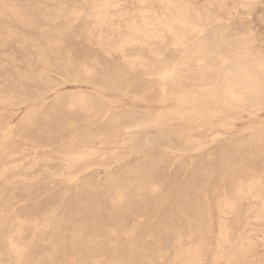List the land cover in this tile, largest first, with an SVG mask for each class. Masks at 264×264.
Returning a JSON list of instances; mask_svg holds the SVG:
<instances>
[{
  "label": "rangeland",
  "instance_id": "obj_1",
  "mask_svg": "<svg viewBox=\"0 0 264 264\" xmlns=\"http://www.w3.org/2000/svg\"><path fill=\"white\" fill-rule=\"evenodd\" d=\"M150 165L159 191L112 215L106 188ZM223 165L232 191L249 169L264 178V0H0V244L23 249L0 264H194L197 242L176 243L158 207L196 183L222 197L208 170ZM217 224L199 264L216 262ZM245 237L264 264V228Z\"/></svg>",
  "mask_w": 264,
  "mask_h": 264
},
{
  "label": "bare ground",
  "instance_id": "obj_2",
  "mask_svg": "<svg viewBox=\"0 0 264 264\" xmlns=\"http://www.w3.org/2000/svg\"><path fill=\"white\" fill-rule=\"evenodd\" d=\"M144 12V11H142ZM141 12V13H142ZM137 13V12H136ZM139 14V13H138ZM144 15V13H142ZM149 15V14H148ZM140 16V14H139ZM123 17V16H122ZM13 19V18H12ZM104 19V18H103ZM121 19V18H120ZM134 19V18H133ZM140 19L139 21H141ZM144 20V19H143ZM143 20L141 22H143ZM106 22V21H105ZM145 23V22H144ZM127 24V23H126ZM129 24V23H128ZM112 26V25H111ZM115 28V27H112ZM150 28V27H149ZM118 29V28H117ZM130 32H131V38L127 41H131L136 38L137 33H139V27L138 24L134 21H130L129 26ZM128 32V31H127ZM142 35V34H141ZM147 35V34H146ZM107 37V36H106ZM138 37V36H137ZM147 39L148 36H146ZM109 38V37H108ZM123 38V37H122ZM145 38V37H144ZM111 39V38H110ZM128 39V38H127ZM151 39V38H150ZM120 41V40H119ZM125 41V40H124ZM149 41V40H148ZM126 43V42H125ZM129 45V44H127ZM139 45V44H138ZM121 46V45H120ZM119 46V47H120ZM147 46V45H146ZM101 47V46H100ZM123 47V46H122ZM124 48V47H123ZM119 49V48H118ZM125 50V49H124ZM123 51V50H122ZM119 52V51H118ZM193 53V52H192ZM41 54V53H40ZM123 54V53H121ZM158 56V55H157ZM160 57V56H159ZM158 58V57H157ZM43 60V59H42ZM41 60V61H42ZM139 60V59H138ZM131 61V60H130ZM133 61V60H132ZM260 61V60H259ZM143 62V61H142ZM140 63V62H139ZM161 64V63H160ZM259 65V64H258ZM133 66V65H132ZM141 66V65H140ZM161 66V65H159ZM131 67V63H130ZM157 67V66H156ZM73 68V67H72ZM134 69V68H133ZM144 69V68H143ZM132 70V69H131ZM261 70V68H260ZM133 71V70H132ZM145 71V70H143ZM161 71V70H160ZM247 71V70H246ZM131 72V71H130ZM259 72V71H258ZM74 73V72H73ZM208 73V72H207ZM261 73V72H260ZM75 76V75H74ZM248 76V75H247ZM89 78V77H88ZM126 78V77H125ZM261 78V77H260ZM117 81V79H116ZM115 82V81H114ZM130 84L131 81H129ZM137 82V81H136ZM244 83V82H243ZM112 85V83H110ZM116 84V83H115ZM113 86V85H112ZM126 86V85H125ZM128 86V85H127ZM109 87V86H108ZM131 87V86H130ZM142 87V86H141ZM110 88V87H109ZM120 88V87H119ZM140 88V87H139ZM144 88V87H142ZM113 89V88H112ZM117 89V87H116ZM130 88H128L129 90ZM138 89V87H137ZM214 89V88H213ZM125 90V88H124ZM123 90V91H124ZM142 90V89H140ZM193 90V89H192ZM120 91V90H119ZM133 91V90H130ZM249 91V90H248ZM122 92V91H121ZM136 92V91H135ZM139 93V92H137ZM217 93V92H216ZM254 95V94H253ZM57 98V97H56ZM77 98V97H76ZM72 99V98H71ZM80 99V98H79ZM208 99V98H206ZM232 99V98H231ZM57 100V99H56ZM59 100V99H58ZM74 100V99H73ZM69 101V100H68ZM93 101V100H92ZM71 102V101H70ZM202 102V101H201ZM69 103V102H68ZM85 103V102H84ZM89 103V102H88ZM186 103V102H185ZM189 103V102H188ZM75 104V103H74ZM79 104V103H78ZM77 104V105H78ZM81 104V103H80ZM191 104V103H190ZM194 104V103H193ZM212 104V103H211ZM217 104V103H216ZM67 105V104H66ZM93 108H96V104ZM73 106V105H72ZM184 106V105H183ZM186 106V105H185ZM184 106V107H185ZM243 106V105H242ZM80 107V106H79ZM187 107V106H186ZM194 107V106H193ZM81 108V107H80ZM79 108V109H80ZM85 109V107H83ZM189 108V107H187ZM92 109V108H91ZM97 109V108H96ZM55 110V109H54ZM81 110V109H80ZM100 110V109H99ZM103 110V109H101ZM87 111V110H86ZM90 112V110H88ZM92 112V110H91ZM99 112V111H98ZM102 113V112H101ZM132 113V112H131ZM134 113V112H133ZM136 113V112H135ZM127 114V112H126ZM213 114V113H212ZM106 115V114H105ZM138 115V114H137ZM140 115V114H139ZM100 116V115H99ZM126 116V115H125ZM129 114L126 116L128 118ZM130 116H132L130 114ZM136 116V115H135ZM134 116V117H135ZM98 117V115H97ZM105 117V116H104ZM138 117V116H137ZM121 118V117H120ZM72 119V118H71ZM135 119V118H134ZM144 119V118H143ZM30 120V119H29ZM94 120V119H93ZM122 120V118H121ZM126 120V119H125ZM117 121V120H116ZM130 121V120H129ZM133 121V119H132ZM137 121V120H136ZM143 121V120H142ZM141 121V122H142ZM30 122V121H29ZM28 122V123H29ZM140 122V120H139ZM138 122V124H140ZM72 124V123H71ZM143 125V122L141 123ZM210 124V123H209ZM139 125V126H142ZM29 126V125H28ZM32 127V126H31ZM34 127V126H33ZM70 127V126H69ZM72 127V126H71ZM64 128V127H63ZM138 128V127H137ZM77 129V128H75ZM73 130V129H72ZM132 130V129H131ZM67 131V129H66ZM178 132V131H177ZM183 132V131H182ZM101 133V132H100ZM187 133V132H186ZM74 134V133H73ZM182 134V133H181ZM100 137H105L106 133L98 135ZM98 136H95L97 138ZM131 136V135H130ZM168 136V135H167ZM171 136V135H170ZM134 137V136H132ZM258 137V136H257ZM91 138L89 136L86 137H79V141L74 138L70 143L75 147L76 144H88L90 143ZM183 138V137H182ZM104 139V138H103ZM134 139V138H133ZM255 139V137H254ZM253 139V140H254ZM261 139V137H260ZM169 140V138L167 139ZM100 141V140H99ZM102 141V140H101ZM170 141V140H169ZM168 141V142H169ZM172 141V140H171ZM252 141V140H251ZM77 142V143H76ZM164 142V141H163ZM241 142V141H240ZM239 143V142H238ZM253 143V142H252ZM70 144V145H71ZM167 144V143H166ZM242 145V143H241ZM90 147V146H89ZM250 147V146H249ZM254 150L249 153V155L254 158L256 155L258 156L259 153H261V149L263 146L261 144H258V142L253 146ZM241 150H243L242 147H239ZM65 149V148H64ZM236 150V149H235ZM77 151V150H76ZM86 151V150H85ZM198 151V150H197ZM200 151V150H199ZM198 151V152H199ZM135 152V151H134ZM70 154V153H68ZM232 154V153H231ZM82 155V154H81ZM84 155V154H83ZM87 156V154H85ZM77 156V155H76ZM69 157V156H68ZM82 157V156H81ZM80 157V158H81ZM72 159V158H71ZM74 159V158H73ZM77 159V158H76ZM80 160V159H79ZM246 160V159H245ZM142 162V161H141ZM240 162H242L240 160ZM246 162V161H245ZM150 163V162H149ZM200 163V162H199ZM202 163V162H201ZM148 164V163H147ZM128 165V164H127ZM199 165V164H198ZM197 165V166H198ZM227 165V164H226ZM146 166V163H145ZM157 166V164H156ZM200 166V165H199ZM154 165H150L149 168L145 169L146 171L142 172L143 168L140 170L138 169L135 171V175L128 179H126L124 182L120 184H116V186H111L106 188V193L103 195L104 198H115L113 202L111 203L110 207V213L113 215L118 211V209H121V205L124 202H131L135 198H147V195L150 197V194L153 192L159 191L160 185L158 184H152L153 177H154ZM158 167V166H157ZM209 167V166H208ZM133 168V167H132ZM131 168V169H132ZM146 168V167H145ZM264 168V167H263ZM129 169V170H131ZM259 169V168H258ZM260 170V169H259ZM128 171V170H127ZM149 171V172H148ZM209 174L213 177L218 176L219 186L221 187V190H223V196L219 198H209V194L211 196V193L208 192L207 185H196V184H190L183 187L180 192H175L174 188H170L169 191L164 194L161 198H164L163 201L160 202V206L158 207V213H164L165 206L170 203L171 205V211L166 214L162 213L161 216L169 217L168 224H167V230L173 232V234H176V243L179 245L183 242V234L188 233V235L191 237L192 241L197 242V250L189 251V255L187 256V260L184 263L191 262L194 264H199L202 260V251L205 246L208 247L209 240L206 236V233L212 230L214 227L216 221L218 222V232L219 237L221 238V241L218 246V256L216 257L215 264H251L250 261L247 260V255L244 254V241L246 240L245 234L248 232L257 230L258 227L264 228L263 225L259 223V221L264 220V178L258 177L256 175V169H249L248 173L250 172L251 177L249 180H242V178H238V186L234 191H232L231 186L228 184L227 178L229 177V169L227 167L218 166L212 170H208ZM207 171V173H208ZM132 172H134L132 170ZM206 172V171H204ZM130 173V172H128ZM241 173V172H240ZM205 174V173H204ZM126 175V174H125ZM128 175V174H127ZM197 175V174H196ZM129 176V175H128ZM206 176V175H205ZM242 176V175H241ZM125 179V178H124ZM208 179V176H207ZM212 179V178H211ZM118 180V179H117ZM116 180V181H117ZM196 181V180H195ZM208 181V180H207ZM107 182V181H106ZM121 182V181H120ZM118 183V182H117ZM176 184V182H174ZM173 184V185H174ZM87 188V187H86ZM218 189V188H216ZM203 191L200 192L202 197L195 198L193 196V191ZM220 190V191H221ZM177 191V190H176ZM216 191V190H214ZM218 191V192H220ZM67 192V191H66ZM88 193V190H83L82 194ZM199 193V192H197ZM209 193V194H208ZM79 194V193H78ZM200 195V194H199ZM197 196V195H196ZM59 198H78L76 194L73 193V191H68L64 195L60 196ZM193 198V199H192ZM140 200V199H139ZM71 201V200H70ZM150 202V201H149ZM90 204V203H89ZM131 204V203H128ZM137 204V201H136ZM132 205V204H131ZM5 207V206H4ZM170 207V206H169ZM170 210V209H169ZM94 211V210H93ZM216 211V212H215ZM157 213V212H156ZM157 213V214H158ZM93 216V215H92ZM160 217V216H159ZM108 218V217H107ZM162 218V217H161ZM63 219V218H62ZM217 219V220H216ZM163 219L162 221H164ZM167 220V219H166ZM165 220V221H166ZM109 221V220H108ZM111 221V219H110ZM161 221V222H162ZM114 223V222H113ZM116 224V223H115ZM123 224V223H122ZM139 226V225H137ZM164 226V225H163ZM89 227V226H88ZM97 227V224H96ZM113 227V226H112ZM157 227V226H156ZM159 227V226H158ZM162 227V225H161ZM72 228V227H71ZM96 229V228H95ZM160 229V227H159ZM103 230V229H102ZM114 230V229H113ZM164 230V229H163ZM122 231V230H121ZM159 231V230H157ZM165 231V230H164ZM238 231L241 235L238 237L237 243H232L230 246L229 238L230 235L234 232ZM136 232V231H135ZM133 232V233H135ZM94 233V232H93ZM126 233V232H124ZM129 233V232H128ZM133 233H131L133 235ZM140 233V232H139ZM156 233V232H155ZM164 233V232H163ZM18 234V233H17ZM119 234V233H118ZM121 234V233H120ZM167 234V233H166ZM88 235V234H87ZM113 235V234H112ZM125 235V234H124ZM127 235V234H126ZM129 235V234H128ZM136 234H134L135 236ZM218 235V234H217ZM90 236L91 233H90ZM172 236V235H171ZM112 237V236H111ZM118 237V235H117ZM128 237V236H127ZM126 237V238H127ZM161 238V236H159ZM158 237V239H159ZM64 238V237H63ZM78 238V237H77ZM110 238V237H109ZM135 238V237H134ZM151 238V237H150ZM156 238V237H155ZM92 239V238H91ZM113 239V238H112ZM130 239V238H129ZM162 239V238H161ZM175 239V238H174ZM100 239H98L99 241ZM105 240V239H104ZM119 240V239H115ZM121 240V238H120ZM120 240L117 242L120 244ZM127 240V239H126ZM185 240V239H184ZM114 241V243H115ZM159 241L156 239V242ZM80 242V241H78ZM111 242V241H110ZM128 242V241H127ZM130 242L135 244V240H130ZM51 243V242H50ZM64 243V242H63ZM75 243V242H74ZM89 243V241H88ZM87 243V244H88ZM95 243V241L93 242ZM146 243V242H145ZM159 243V242H158ZM181 243V244H180ZM8 249H5L2 244H0V262L2 258L5 256L7 250L11 251L18 259L21 258L23 249L17 244L16 241L13 239H10L8 241ZM86 244V243H85ZM249 244V243H248ZM95 245V244H94ZM103 245V244H102ZM111 245V243H110ZM151 245V244H150ZM160 245V244H159ZM166 245V244H165ZM177 245V244H176ZM155 246V245H154ZM87 247V246H86ZM96 247V246H95ZM100 247V245H99ZM98 247V248H99ZM109 247V246H108ZM116 247V246H115ZM131 247V245H130ZM136 247V246H135ZM230 247H232V250L230 252ZM83 248V247H82ZM88 248V247H87ZM94 248V247H93ZM163 248V247H162ZM195 248V247H194ZM79 249V248H78ZM81 249V248H80ZM95 249V248H94ZM93 249V250H94ZM97 249V247H96ZM95 249V250H96ZM82 250V249H81ZM91 250V249H90ZM113 250V249H112ZM137 250V249H136ZM152 250V249H151ZM164 250V249H163ZM103 251V250H101ZM108 251V249H107ZM115 251V250H114ZM82 252V251H80ZM98 252V251H96ZM95 252V253H96ZM134 252V251H133ZM149 252V250H148ZM158 252V251H157ZM94 253V254H95ZM110 253V252H109ZM112 253V252H111ZM97 254V253H96ZM99 254V253H98ZM131 254V253H130ZM152 254V253H151ZM156 254V253H155ZM162 254V253H161ZM154 255V254H153ZM152 255V256H153ZM8 256V255H7ZM92 256V255H90ZM98 256V255H97ZM114 256V255H113ZM158 256V255H157ZM65 257V256H64ZM103 257V256H102ZM94 259V258H93ZM95 260V259H94ZM130 260V259H129ZM134 260V259H133ZM147 260V259H146ZM149 261V260H148ZM79 262V261H78ZM98 262V261H97ZM132 262V261H131ZM130 262V263H131ZM100 263V261H99ZM107 263V262H106ZM114 263V262H113ZM202 263V262H201ZM213 263V262H212ZM122 264V263H121ZM132 264V263H131ZM189 264V263H188Z\"/></svg>",
  "mask_w": 264,
  "mask_h": 264
}]
</instances>
